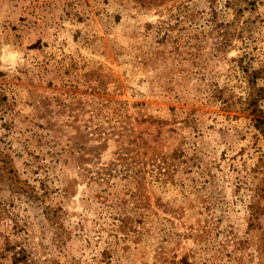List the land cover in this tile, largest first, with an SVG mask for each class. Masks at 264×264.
Wrapping results in <instances>:
<instances>
[{
    "label": "rangeland",
    "instance_id": "1",
    "mask_svg": "<svg viewBox=\"0 0 264 264\" xmlns=\"http://www.w3.org/2000/svg\"><path fill=\"white\" fill-rule=\"evenodd\" d=\"M0 264H264V0H0Z\"/></svg>",
    "mask_w": 264,
    "mask_h": 264
},
{
    "label": "trees",
    "instance_id": "2",
    "mask_svg": "<svg viewBox=\"0 0 264 264\" xmlns=\"http://www.w3.org/2000/svg\"><path fill=\"white\" fill-rule=\"evenodd\" d=\"M254 113H255L254 114V120L256 121V125L259 126V123H262L263 120H261L262 118L259 116L258 111L254 112Z\"/></svg>",
    "mask_w": 264,
    "mask_h": 264
}]
</instances>
